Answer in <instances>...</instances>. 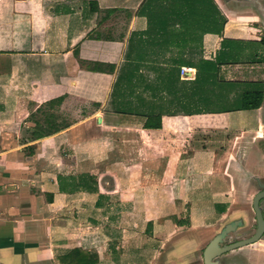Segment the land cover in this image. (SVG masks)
Returning <instances> with one entry per match:
<instances>
[{
	"label": "crops",
	"instance_id": "obj_1",
	"mask_svg": "<svg viewBox=\"0 0 264 264\" xmlns=\"http://www.w3.org/2000/svg\"><path fill=\"white\" fill-rule=\"evenodd\" d=\"M262 40L264 0H0V264H204L264 183Z\"/></svg>",
	"mask_w": 264,
	"mask_h": 264
},
{
	"label": "water",
	"instance_id": "obj_2",
	"mask_svg": "<svg viewBox=\"0 0 264 264\" xmlns=\"http://www.w3.org/2000/svg\"><path fill=\"white\" fill-rule=\"evenodd\" d=\"M255 180L260 189L252 201L253 211L258 224L257 231L249 238L238 240L229 245L222 246V244L225 242V239L229 238L231 234L237 232L238 229L245 227L246 222L243 218H241L226 224L204 250V264H221L219 258L222 256L254 245L264 237V214L261 206L262 201L264 200V183H262L259 178H255Z\"/></svg>",
	"mask_w": 264,
	"mask_h": 264
},
{
	"label": "rangeland",
	"instance_id": "obj_3",
	"mask_svg": "<svg viewBox=\"0 0 264 264\" xmlns=\"http://www.w3.org/2000/svg\"><path fill=\"white\" fill-rule=\"evenodd\" d=\"M209 104L214 105L213 102H210ZM218 105H219V103H217V105H215V106H218ZM66 112H67L66 110H63L64 114ZM33 117H34V121H36L37 123L39 121L43 120V117L39 113L35 114ZM59 117H61V116L59 115ZM62 117H63L64 120L62 121V123H58V124H61L62 126L65 125V123H66L65 119H67V118L69 120L73 119V117L71 115H68V114H67V118L65 116H62ZM45 122H44L43 125L42 124H40V125L38 124V127L40 128L42 133H46L47 130H48L47 122L46 123ZM209 137H212L214 139V141H218V140L222 141V140H224L222 142L223 145L221 143H219V142H216V144L213 147H215V148L217 147V148H219V149H221L223 151H228L230 149V146H231L230 143H228L226 138L223 139L220 136V134L211 133V134H209ZM221 145H222V147H221ZM262 175H263V179H264V173H262ZM254 190L257 191V193L259 191V187L257 186L256 182L254 183ZM261 206H262V209L264 211V202H262ZM228 219H229L228 221L232 220V218H228ZM255 231H256V229H255V213L253 212L251 214L250 219L246 220V226L244 228L238 230L237 232L231 234L229 238L225 239V243L226 244H230V243L238 241V240L249 238V237H251L252 235L255 234ZM237 254H238V252H237ZM237 254H235V252H233V253H230L228 255L222 256L221 258H219V261H220L221 264L238 263L237 261H239V263H240L241 260H239V257H238Z\"/></svg>",
	"mask_w": 264,
	"mask_h": 264
},
{
	"label": "trees",
	"instance_id": "obj_4",
	"mask_svg": "<svg viewBox=\"0 0 264 264\" xmlns=\"http://www.w3.org/2000/svg\"><path fill=\"white\" fill-rule=\"evenodd\" d=\"M262 42L264 43V40H262ZM207 80L209 82L210 79H207ZM212 98H214V97L209 96L207 98V100L210 101ZM237 106L239 108L238 110H240V111L257 110V109L261 108L262 106H264V91L258 90V91H251V92L244 93ZM151 119L158 121L156 128H161V126H162L161 117H150L148 119V121H150ZM145 126H146V128H150L151 125L149 124V122H147L145 124ZM50 134H51V131L47 130L46 135H50ZM79 262L83 263L84 261L80 260ZM83 264H86V262H84Z\"/></svg>",
	"mask_w": 264,
	"mask_h": 264
},
{
	"label": "flooded vegetation",
	"instance_id": "obj_5",
	"mask_svg": "<svg viewBox=\"0 0 264 264\" xmlns=\"http://www.w3.org/2000/svg\"><path fill=\"white\" fill-rule=\"evenodd\" d=\"M259 191H260V189H259ZM258 191V192H259ZM262 202H264V200L262 201ZM263 214H264V211H263ZM241 218H243V217H241ZM241 218H239V219H241ZM247 218V217H246ZM246 218H243L244 220H245V222H246ZM232 222V221H231ZM246 226V225H245ZM242 228H244V227H242ZM242 228H240V229H242ZM257 228H258V224H257V221H256V217H255V229H256V231H257ZM240 229H238V230H240ZM237 230V231H238ZM255 231V232H256ZM236 242V241H235ZM233 243V242H232ZM231 244V243H230ZM225 245H229V244H226L225 242L222 244V246H225ZM228 255V254H227ZM225 256V255H224ZM231 264H238V263H231Z\"/></svg>",
	"mask_w": 264,
	"mask_h": 264
},
{
	"label": "built area",
	"instance_id": "obj_6",
	"mask_svg": "<svg viewBox=\"0 0 264 264\" xmlns=\"http://www.w3.org/2000/svg\"><path fill=\"white\" fill-rule=\"evenodd\" d=\"M185 73V70L184 71H182V74H184Z\"/></svg>",
	"mask_w": 264,
	"mask_h": 264
}]
</instances>
